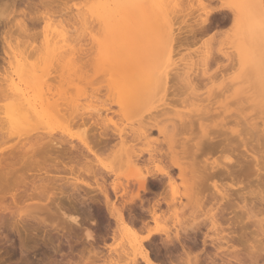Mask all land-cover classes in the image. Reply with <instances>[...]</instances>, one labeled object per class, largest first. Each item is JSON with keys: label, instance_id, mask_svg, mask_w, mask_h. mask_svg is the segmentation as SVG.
<instances>
[{"label": "bare ground", "instance_id": "obj_1", "mask_svg": "<svg viewBox=\"0 0 264 264\" xmlns=\"http://www.w3.org/2000/svg\"><path fill=\"white\" fill-rule=\"evenodd\" d=\"M181 1L125 0L124 7H90L84 13L87 15L78 17L76 27L80 24L81 34L84 29L97 28V37L92 30L87 36L98 55L99 67L102 66L108 77L106 95L118 98L120 106L115 112L109 109L81 112L79 109L80 113H73L66 101L39 105L23 86L33 90L44 86L50 92L46 82L56 77L46 80L50 75L47 71H27L24 63L27 70L23 66L22 69L26 72L15 69L0 73V98L4 101L0 105V147L17 140L15 151L13 148L12 152L7 150V154L6 151L0 154V213L5 217L11 214L9 220H13L9 228L18 235L22 257H26L23 249L27 252L39 247L40 251L48 248L54 255L60 254V259L52 255L50 260L44 254L46 249V252L43 250L48 257L44 264H94L105 256L98 244L109 239L113 220L129 238L128 249L119 253L124 264H264V128L260 129L264 126V113L248 116L247 109H256L254 93L252 97H236L235 107L231 109L233 105L220 106V96H224L225 91L208 89L204 92L208 104L189 119L176 121L170 118L174 112L170 109L171 100L168 103L165 100L168 92H172L176 101L200 97L198 91L202 86L219 79L220 54L204 57L200 61L201 69L190 64L171 70L173 73L155 71L157 64L168 62L174 51L194 44L201 35L207 34L213 17L219 14L220 24L230 22L241 40L237 53L224 57L226 64L236 65L246 81L254 80L260 85L264 82V0H246L250 7L241 10L200 7L202 14L198 13L199 9L185 13L193 19L187 35L176 26L178 15L185 11ZM29 20L35 24L37 19L29 17ZM18 27L21 32H28L26 23L19 22ZM53 31V36L58 31L55 36L60 34L62 39L46 38L41 53L46 62H53V66L59 64L57 72L53 71L57 74L61 68L58 62L66 61L67 66L72 67L81 63L89 50L82 57H65L70 54L69 49L76 51L66 45L72 35L63 39L64 34L59 33L62 30ZM61 42L66 45L62 47L68 49V52L63 51L64 57L59 52ZM212 65L216 67L215 72L208 73L206 69ZM78 66L79 73L75 72V67L71 74L78 78L72 90L86 97L89 95L83 87L88 84L86 72ZM67 71L60 77H65ZM71 75L68 74L65 81L59 78V84L74 81ZM150 85L156 88L148 89ZM51 86L54 89L53 84ZM91 93L98 94L99 90L92 89ZM157 102L163 104L154 107ZM110 113L113 117L137 118V127L125 133L115 127L108 117ZM60 116L68 126L79 129L78 144L58 139L57 135L54 139L36 132L40 125ZM256 119H261V126ZM154 132L159 139L150 140ZM152 144L155 145L150 146ZM145 145L148 148L144 149ZM241 148L243 151L239 150ZM107 152L128 167L126 183H108V177L116 174L100 162V156ZM88 154L96 159V164L87 159ZM211 156H220V161L208 162ZM60 173L68 174L71 179L61 177ZM28 176L33 179L28 181ZM79 185L88 189L83 195L79 190L85 189H80ZM47 187L56 188L51 199L48 197L51 188ZM36 200L49 201L51 206L46 203L42 207L35 202L32 207L26 206L30 208L29 216L21 218V205ZM50 207L61 213L64 225H54L41 215L45 211L48 218L55 216L57 213H52ZM4 224L0 220V229ZM87 224L94 226L93 231ZM172 226L174 233H170ZM19 228L24 230V236ZM38 230L45 234L48 230L50 234L56 233L57 245L53 244L52 234L38 237ZM25 259L30 261V258Z\"/></svg>", "mask_w": 264, "mask_h": 264}, {"label": "rangeland", "instance_id": "obj_2", "mask_svg": "<svg viewBox=\"0 0 264 264\" xmlns=\"http://www.w3.org/2000/svg\"><path fill=\"white\" fill-rule=\"evenodd\" d=\"M32 1L33 2H31V0H0V73L3 74L4 71L10 72V71H14L15 69L17 70V72H19V71L22 72V70H24V68L26 69V67H25V65H26L27 69H28V70L26 69L27 71H35L36 72L37 69H38L37 70L38 73H40L43 70L47 71L50 75L47 76L46 80H48V78H50V77H51V79L56 77L55 78L56 80L53 79V81H52L49 79L50 81L46 82V84H48L49 88H51L50 92L47 91L46 90L47 88L44 86H40V87H38V89L36 88L34 90H33V88H26L25 89V87L23 86V89L25 90L27 95L30 98L34 99L36 101V103H38L39 105L43 104L44 102L65 103V101H66V102H68L69 111L70 112L72 111L73 113H80V111L83 112L84 110H87V111L90 110L92 112L93 110L95 111L96 109H99V110L109 109V110H111V112L117 111L119 109V106H120L118 104V100H117L118 98L113 97V96H107L108 94H107L105 89H106L108 77H106L104 75V71H103L104 69H101L102 66L99 67L100 61L98 60V55L95 51V48L92 47L93 45L90 44L91 38L89 36H87V35H89L88 33H89V31L92 30V28H90V29L88 28L87 30L84 29V32H82V34H81V30H83L82 27L80 26V24L78 25V27H76V26H77L78 21H79L78 17L80 18V16H82L84 13H86L90 7H124V6H126L124 3L125 0H32ZM182 1H183V3H182ZM182 1H181V3L184 4V6H182V8L185 11H184V13H182V15H181V13L178 15L176 26L178 27V29H180L179 32H182L183 35H185V34L187 35V32H188L187 29H189L191 23L193 22V19L189 16L186 17L185 13L187 14L190 12V14H191V11H193L195 13L196 10H198L200 7H207L208 9H216V8H220V7H233V8H237L240 10L243 9L244 7H247V8L250 7V4L246 0H182ZM199 2L202 5H200ZM40 3H44L46 5L41 6ZM26 4H27V6H26ZM28 5H30V8H27V7H29ZM22 11L25 12V15H23L21 13ZM198 13L202 14V10L199 9ZM198 13H196V14L198 15ZM196 14H194V16H196ZM84 15H87V14H84ZM29 17H35L37 19L35 21L36 23L35 22H34L35 24H33L32 22L30 23ZM213 18H214V20L212 22L214 24L212 23L210 31L207 34H205L204 36H202V35H201V37L199 36L200 37L199 41H196L194 44L191 43V44H188L186 46H183V47L177 49L176 51H174V54H172L171 59L168 62H161V63L157 64V66L155 67L156 68L155 71L158 73L170 72L171 70L174 71L176 68L180 69L181 67H185V66L188 67V65H190V64L195 65V68H197V69L198 68L201 69L202 66L200 65V61L204 57H206L208 55L209 56L215 55L216 53L220 54V76H218L219 79L218 78L214 79L210 84H208V86H206V87L202 86L201 87V89L198 91V93L200 92V95L202 96V97L200 96L201 98L198 97L196 99V98L184 97L181 101H176L173 99L174 97L172 96V92L171 91L168 92L167 97H165V100L167 103L171 100L170 101L171 102L170 103L171 104L170 109L172 112L174 111L173 114L175 116L171 113L172 115L170 116V118H172L173 120H176V121L182 120V119L187 120L190 117H192L193 115L198 114L199 111H201L202 108L204 106H206L209 102L204 97L206 90H208V89L216 90L218 88H220V92L225 91L224 96H220V106L226 105L229 107L230 105H233L231 107V109H233V107H235L234 100L236 97L239 98V97H245L248 95H250L252 97L253 93H254L256 99L253 100V102H254V104H256V109L255 108L247 109L248 116H250V115L252 116V114H254V113H255L254 115L256 116L257 112H258V114L261 112H262V114L264 113V106H262V107L257 106L258 103L264 104V96H262L264 94V91L259 93V92H257V90H255L256 88H258L260 90L264 89V82H261L260 85H259V83L256 85L254 80H251V81L247 80L246 81L242 77V75H241L242 71H240V69H238L239 67H237L236 65L234 67H231L228 64H226L224 57L226 55L231 56L232 54L234 55L235 53H237V50H238V47L240 46L241 40L238 38L237 34L235 33V31L230 26L231 25L230 22L220 24L219 14H216ZM19 22L20 23H26V25L28 27V32H23V31L21 32V30H19L20 29L18 27ZM95 27H93L92 31L97 30V28H95ZM60 28H61L62 32H64V30H67V31H65V33L59 32V33H61V35L64 34L63 39L68 38L70 35H72V37L74 38V40L72 39V37L68 38L66 40L67 43L65 42V40L63 42H65L66 45H68V46L70 45L69 47L70 48L72 47L71 49H73V48L76 49V51L75 50L70 51V49H69L70 54L65 53L66 55H68L65 57H68V58L74 57L75 58L74 55H76L77 57L78 56L82 57V56H84V53H85V55H87V53H86V52H88L87 50H89L88 53L89 54L91 53V54L90 55L88 54L89 56L87 55L86 58H84V60L81 63L78 62L76 65L72 64L73 65V66L71 65L72 67L67 66V65H69V63L66 61H63V64H62V62H58L61 64V66H60L61 68L58 69V73L56 74L53 71H54V69L56 71V68L59 67L58 66L59 64L57 66L56 65L53 66L54 65V64L52 65L53 62H51V61L46 62L44 60V58L42 57L43 52L41 53V51H42V49H44L43 44H44V41L46 38L48 39V38H51V36H52V37H58V38L62 39V37L59 36L60 34H58V36H55L56 33H58V31L56 32V30L59 29V31H61ZM76 28L78 30L81 28L78 31V33H76L77 32ZM53 30H55V32H56L54 34V36L52 33V32H54ZM66 33H68V34H66ZM93 34H94V32L91 33V35H93ZM94 35L95 36L97 35V31L95 32ZM61 44H62V42H61ZM66 45H64V43L61 45V48L59 49V52H61V54L63 53V51L68 52V51H66L67 48H63L64 46L66 47ZM79 47L80 48L83 47L82 49L85 51H83ZM75 52L76 53L78 52V53L76 54ZM80 52H82L81 54H83V55L80 56ZM65 54H62V56ZM40 58H41V60H40ZM92 59H94V60H92ZM94 62L96 65L94 64ZM23 63L25 65H23ZM79 63L82 65H80ZM97 64H98V66H97ZM225 65H227L228 68ZM22 66L24 67L23 69H22ZM52 66H53V68H52ZM76 66H78V67L82 66V68L86 72V77H87L86 82L88 84H86V85L84 84L85 86L83 85V87L86 89V91L88 90L87 92L89 95L86 97H81V96H79V94L76 95L77 93L74 90H72L73 88L76 87V84L78 82L77 81L78 78L76 76L77 74L75 75L76 78L73 75H71V74H74V69ZM51 68H52V71H50ZM215 68L216 67L212 65V66L208 67L206 70L208 71V73H214ZM69 69H72V71ZM76 69H75V72L79 70L77 67H76ZM26 70H24V71L26 72ZM64 70L65 71L68 70L67 73L69 72L68 74H70L71 77L73 76L74 81L69 82V80H66V83L67 82L68 83L67 84L64 83V81H65L64 78L68 75L66 73L67 75L65 77L64 76H63V78L60 77V75L65 74ZM62 72H64V73H62ZM223 72H225V73L223 74ZM78 73H79V71H78ZM240 76H241V78H240ZM57 77H58V79H57ZM59 78L63 79L64 81H62V84H65L67 86H65V85L61 86V84H59V82L61 83V79H59ZM66 79H67V77H66ZM75 79H77V80H75ZM70 80H72V79H70ZM75 81H77V82H75ZM57 82H58V84H57ZM52 84H53L54 89L51 86ZM71 84L73 85V87L71 86ZM152 85L148 86L147 88L148 89L156 88V87H153ZM171 85H172V82L168 86H171ZM92 89H98L99 93L92 95V93H91ZM44 93H46V94H44ZM65 93H66V95L63 96ZM42 94H44L43 95L44 101L42 100ZM48 94H50V95H48ZM259 95H261V96L259 97ZM255 97H253V98H255ZM0 99H1L0 105L4 104L2 97ZM161 104H163V103L157 102L154 104V107H158ZM79 109H80V111H79ZM254 115H253V117H255ZM108 117H111L116 128L123 130L125 133H127L131 129L137 127V122H136L137 118L136 119L135 118L134 119H127V118H124L121 116H114L113 117V115L111 113L108 114ZM260 117H262V116H260ZM256 122L258 123L259 126L262 125L261 119H256ZM45 123L46 124L44 126L40 125L38 127L39 129H37L36 132L43 134L42 136H44V137H51V138L55 139V137L57 135L58 139H65L67 141L73 142L74 144L79 143L77 140V138L79 136V129L74 127V126H68L66 124L65 120H63L62 116H60L58 118L57 117L52 118V119L46 121ZM40 127L42 129H40ZM109 128L112 129L113 126L110 124ZM262 128H264V126L260 127V129H262ZM195 132H198V129H196ZM246 138H248V136ZM155 139H159L156 132H154L152 134L150 140H155ZM16 141L17 140L15 139V140H12L11 142L9 141L4 146L2 145L0 147V154L2 152H5V151H6V154L8 152H12L11 150L13 148L15 151V147H17V145L14 147V144H17ZM153 145H155V144H152L150 146H153ZM143 148L146 149L148 147L145 145V146H143ZM7 150H8V152H7ZM239 150L243 151L242 148ZM145 155L146 154H144V157H145ZM219 157L220 156H211L208 159V162L215 161ZM145 158H147V155ZM87 159L89 161L92 160L94 164L97 163L96 159L90 154H88ZM201 159L202 158H200V160ZM100 160H101L100 162L102 163V166L103 167L105 166L104 167L105 169L113 170L114 173L116 174V176L112 175V176L108 177V183H111L112 181H117L120 183H126V177L129 174V169L125 164H123L122 162L116 161V159H114L110 155V152H107L106 154H102L100 156ZM63 173H60L61 177H64V178L70 177L68 174H63ZM28 178H29V176H28ZM31 179H33V178H29L28 181H31ZM69 179H71V178H69ZM83 181H85L87 183L89 182L90 184H93V182L91 180H88V179H84ZM58 183H60V182H58ZM57 186H58V184H57ZM81 186H80V189L83 188L85 190L81 189L82 192H81V190H79V193H80V195H83L84 193H86V191L88 189L86 190L85 186H83V185H81ZM51 187H52V185H51ZM51 187H47V188H51ZM47 188H46V191H47ZM52 192L56 193V188L48 189V197L50 199L52 198L51 197ZM92 194H94V193H92ZM35 202L38 203L42 207L44 205H46V203L47 204L50 203L49 201L44 202L43 200H41L39 202H37V200L36 201H27L21 205L22 209L20 211L19 216L21 218L23 217V219H25L24 217H28L29 216L28 214H30V208L28 209V208H26V206L32 207V205H34ZM7 204H8V202H6L5 205H7ZM116 205H118V203H116ZM25 208L28 209L29 212H27V210ZM49 209H51V207ZM52 209H55V208H52ZM51 210H48V211L51 212ZM39 211L40 210H38V212ZM41 211H42V209H41ZM41 211L39 212V214L41 213ZM34 212H36V210ZM43 212L44 213H41V215L45 216V219L49 220L48 222H51L54 225L55 224L59 225L60 223L62 224L63 219L61 217L60 212L57 213L56 210H54L52 213L55 212V214L57 213L56 215H58V216L60 215V216L58 217L55 215L52 218L51 217L48 218V216L45 215V211H43ZM0 214H1L0 220H3L5 222L4 227H2V229H0V264H20V263L21 264H26V263H28V264H31V263L32 264H44V263L48 262L47 256H49L50 260L53 258L60 259L59 258L60 254L54 255V253L51 249L43 248L40 251V248L37 247V248H33V250H32V248L30 250L28 249L27 252L24 251V249H23V251H22L23 254L26 253L25 258H27V259L30 258V261H31V262L30 261L27 262V260L24 258V255L22 257V254L20 253L21 250L19 251L20 247L18 246V242H17V240H18L17 233L12 231L9 228V226L13 220V218L11 220H9L11 214H9V215L7 214L6 217H5L4 213H0ZM26 215H28V216H26ZM1 216L2 217L4 216L5 218L3 217L4 219L3 218L1 219ZM60 217H61V219H60ZM110 222H111L110 226H112V227H110V230L108 231L109 232V236H108L109 239H107L108 241L106 240L105 241L106 243L104 242L105 244L101 243L102 245L98 244L99 249L101 247V251L103 250L102 253L106 257L103 256L102 259H98L97 261H94V264H124L123 257L121 258L119 256V253L128 249L127 242L129 240V238L119 228L116 227L113 220H111ZM62 225H64V224H62ZM62 225H60V226H62ZM87 225L88 226H86V227L93 231L94 226L89 225V224H87ZM19 229H20V234H22L21 236H24V230L22 232V228H19ZM134 229L138 230L136 228H134ZM38 231H37L38 237L39 236L42 237L43 235H45L46 237H49V236L51 237L52 233L50 234L49 230L47 231L48 233L46 232V234L42 230H38ZM40 231H42L43 234H40ZM78 231L80 232V230H78ZM78 231H77V233H79ZM50 232H54V231L50 230ZM81 232H82V230H81ZM174 232H175V227H173V226L170 227V233H174ZM55 234L56 233L52 234V239L54 238L53 244H55V242H57L55 240L57 235L55 237ZM80 234L82 235L83 232ZM80 234H78V236ZM53 235H54V237H53ZM140 235L143 236L144 234L142 233ZM250 241H252V240H250ZM56 245H57V243L55 244V246ZM62 245H64V244H62ZM28 247H30V246H28ZM37 249L39 251H34ZM45 249L47 252L45 251ZM43 250L46 253H44ZM43 253L45 255L47 254V256H46L47 258L45 257V255ZM111 253H112V255L110 256ZM52 255H53V258H52ZM27 256H30V257L28 258ZM119 257L121 258V260L119 259ZM21 258L23 259L24 262H22ZM42 259H43V261H42ZM44 259H46V260H44ZM37 260H38V262H37Z\"/></svg>", "mask_w": 264, "mask_h": 264}, {"label": "flooded vegetation", "instance_id": "obj_3", "mask_svg": "<svg viewBox=\"0 0 264 264\" xmlns=\"http://www.w3.org/2000/svg\"><path fill=\"white\" fill-rule=\"evenodd\" d=\"M152 193H153V191H152ZM154 193H155V191H154ZM148 198H152V197H151V196H150V197L148 196ZM137 229H138V228H137Z\"/></svg>", "mask_w": 264, "mask_h": 264}]
</instances>
